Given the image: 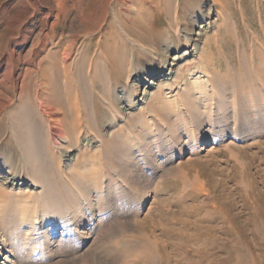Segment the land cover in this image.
<instances>
[{
    "label": "rangeland",
    "instance_id": "obj_1",
    "mask_svg": "<svg viewBox=\"0 0 264 264\" xmlns=\"http://www.w3.org/2000/svg\"><path fill=\"white\" fill-rule=\"evenodd\" d=\"M163 1L169 14L132 1L146 25L137 36L107 24L77 41L75 11L97 0H0V71L9 58H50L57 49L62 58L74 40L73 63L85 60L73 73L79 117L72 109L65 137L52 135L35 72L15 98L31 111L34 140L0 144L7 166L43 167L53 182L47 193L65 213L78 197L69 177L56 174L65 153L83 177L86 234L52 237L56 246H41L50 257L23 264H264V0ZM184 28L204 33L196 56ZM108 37L119 38L113 57L101 46ZM164 53L176 57L173 78L163 72ZM7 176L0 171L1 211L5 200L35 201L41 188L27 177L11 186ZM18 231L29 245L31 233Z\"/></svg>",
    "mask_w": 264,
    "mask_h": 264
},
{
    "label": "bare ground",
    "instance_id": "obj_2",
    "mask_svg": "<svg viewBox=\"0 0 264 264\" xmlns=\"http://www.w3.org/2000/svg\"><path fill=\"white\" fill-rule=\"evenodd\" d=\"M132 1L134 0H97L95 7L87 13L84 12L85 8H77L75 11V19H79L82 27L76 28L74 21L70 22L69 25L73 30V38L75 40L79 39L82 32L85 36L92 35L93 33L102 30L107 24L112 28H115V24H121V26L129 33L137 36L136 34L138 32L136 30H142L146 25H144V22L141 19L142 16L141 18L139 16H134L135 6ZM138 1L143 6L142 10L145 13H152L153 10L159 11V9H163L165 14L171 12V4H166L163 0ZM191 1L192 0H183L184 7L185 5H189ZM115 6H118L119 9L117 10ZM109 8H113V10L109 11ZM120 14L122 16L125 15L126 21H124L125 18H123L124 20L121 19ZM49 16L50 13L47 12L46 17ZM198 18L199 17L195 15L193 16L192 21L194 24L197 23ZM136 25L137 27H135ZM183 31L186 32L185 37L188 40H195V48H193L191 55L196 56L197 51L203 49V45L207 42L203 31H198L196 37H194L193 32L189 31L187 28H184ZM29 32H31V30L26 28V34L22 37L27 40L30 35ZM104 35L106 34L103 32V36ZM109 38L110 37L106 40L104 39L105 43L101 46L107 57H113V45L119 42V38H116L114 41L109 40ZM74 41L69 45H66V48L61 52L62 58H58L60 51L57 49L49 53L50 58H24L26 60H24V62L21 60L22 58L8 59V67H6V69L4 68L5 70L0 71V144H3L2 141L8 142L14 140L16 143L21 144V141L26 138L34 140L35 122L32 120L33 117L31 116V111L23 106L24 104H21L24 101L19 100L20 104H18V101L16 102L15 98L20 97L24 93V81L35 72H39V77L37 78L38 83L35 82L38 84L37 95L39 104L42 106L44 114L49 118L53 137H65L69 132L66 125L69 122V114L71 113V110L75 109L78 117L80 113L77 100L72 97L73 92L77 90V86L74 84L73 75L78 73L79 76L80 73L83 72L85 64V60H83L84 63L81 64L82 60L77 62L76 59V63H73L71 55L74 48ZM20 43L22 44L23 42L19 41L17 44L20 45ZM40 51L41 49L38 48L36 55L39 56ZM34 53L35 50H33V54ZM201 53L202 52H200L199 55H201ZM175 58L176 57H169L167 53L163 54V72H167L165 76L172 77L174 75L176 71V69H174V65L176 64ZM109 59L113 60V58ZM25 64H27V66H24ZM170 64L173 65L172 68H170ZM75 71L76 73H74ZM20 78L22 81L21 85L18 82ZM139 79L142 81L145 80L146 77L141 76ZM15 88L16 93H11ZM18 89H20V94H18ZM6 92H8V94ZM2 138L4 139L2 140ZM0 151H2L1 145ZM73 159L71 153H65L64 165L56 170L58 176L69 177L71 183H74L75 185L74 189H77L78 192V197L76 195L72 197L70 199V204L63 208L66 210L65 213L59 208L58 202L53 200L52 193H47L53 182L48 179L47 173H45L43 167L39 165L38 167L27 169L26 167H14L11 166V164L7 166L6 163L8 161L4 157H0V171L8 173L7 184L11 186L18 185L19 181L25 182V178L27 177L30 181L28 186H32V188H41V191L30 196L32 199L35 198V201L29 202L15 198V201L13 199V202H9L10 200L6 202L5 200L4 203H1V206L5 209L2 211L0 209V217L4 214V217L0 218V264L34 263L35 261L46 259L50 257L51 254H49L47 250L42 249L41 246H44V248L52 245L56 246L57 242L56 240H51L52 237H56L60 234L59 241L62 240L61 242H64L71 239L69 236L72 232H76L75 234H86V232L83 231L86 220L84 221V219L78 216L82 210L80 201L78 202V200L82 195L80 185L83 181V177L82 174L72 166ZM38 173L41 174L40 178H37ZM70 191L73 192V190ZM65 193L68 194L67 192ZM88 198L92 201L89 196ZM89 204L92 205L93 203L89 202ZM68 212H71L74 215L69 216V214H67ZM11 218H14L15 221H12ZM18 230L24 231V233H31L32 241L31 243L29 241V245H21L20 241L22 240H19V237L17 236L19 232ZM10 231H12V237H10V233H8ZM75 236L77 235H74V237ZM43 240H48V242L45 243Z\"/></svg>",
    "mask_w": 264,
    "mask_h": 264
}]
</instances>
